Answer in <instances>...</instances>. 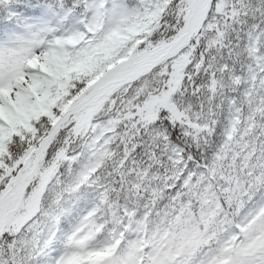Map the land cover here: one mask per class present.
<instances>
[{
    "label": "snow or ice",
    "instance_id": "1",
    "mask_svg": "<svg viewBox=\"0 0 264 264\" xmlns=\"http://www.w3.org/2000/svg\"><path fill=\"white\" fill-rule=\"evenodd\" d=\"M0 264H264V0H0Z\"/></svg>",
    "mask_w": 264,
    "mask_h": 264
}]
</instances>
